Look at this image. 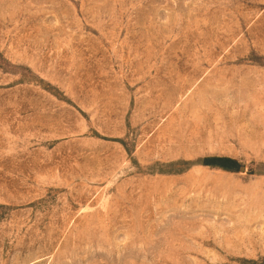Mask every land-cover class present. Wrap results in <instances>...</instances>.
<instances>
[{
    "label": "rangeland",
    "instance_id": "374dc122",
    "mask_svg": "<svg viewBox=\"0 0 264 264\" xmlns=\"http://www.w3.org/2000/svg\"><path fill=\"white\" fill-rule=\"evenodd\" d=\"M0 264H264V0H0Z\"/></svg>",
    "mask_w": 264,
    "mask_h": 264
}]
</instances>
